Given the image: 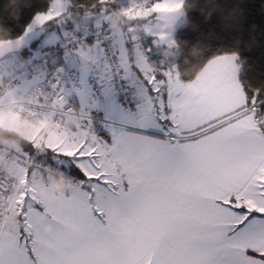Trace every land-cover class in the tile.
Returning <instances> with one entry per match:
<instances>
[{"label": "snow or ice", "instance_id": "6c2138e0", "mask_svg": "<svg viewBox=\"0 0 264 264\" xmlns=\"http://www.w3.org/2000/svg\"><path fill=\"white\" fill-rule=\"evenodd\" d=\"M238 3L30 0L13 21L0 0V73L35 89L0 125L51 112L0 161V264H264V71ZM205 10L220 31L180 28Z\"/></svg>", "mask_w": 264, "mask_h": 264}, {"label": "trees", "instance_id": "16d2710c", "mask_svg": "<svg viewBox=\"0 0 264 264\" xmlns=\"http://www.w3.org/2000/svg\"><path fill=\"white\" fill-rule=\"evenodd\" d=\"M30 0H5L8 17L15 21L18 16V9L26 6ZM195 2V0H188V6ZM227 7H232V3H228ZM238 7L242 9L237 23L233 26L231 35L242 37V47H245V55L248 56L249 66L247 67V76L254 82L259 79L260 74L264 71V8L261 7V0H239ZM127 24L128 20L125 19ZM198 26L201 33L208 34L211 32L220 31L222 28L218 15H213L208 20V11L205 10L203 15L194 14L191 21L180 23V28L185 31H192L194 25ZM254 26V27H253ZM9 31L3 26H0V43L9 41ZM194 38V34L189 36ZM189 56L194 53L189 50ZM192 66H186V72H192ZM0 136L3 138H10L19 146L23 145L24 138L17 133L0 128ZM52 171L59 177H67L65 173L58 168H53Z\"/></svg>", "mask_w": 264, "mask_h": 264}, {"label": "built area", "instance_id": "2783aa9c", "mask_svg": "<svg viewBox=\"0 0 264 264\" xmlns=\"http://www.w3.org/2000/svg\"><path fill=\"white\" fill-rule=\"evenodd\" d=\"M31 73L33 77L38 78L40 75V69L37 66L31 67ZM6 82L4 85V89L7 91H11L14 89H19V95L16 97H13L7 104L6 109L8 113H19L22 110H26L29 106V104L34 103V95H35V89L29 88L27 85H24L21 87V85L15 84L12 81L16 79L15 76H9L5 75ZM50 120L51 119V112L44 111L42 112L38 117L33 118L30 115H25L21 118L20 121L29 124L34 125L37 120L43 121V120ZM0 161H4V164L10 163L12 160L10 152L0 146ZM67 177L59 176L57 177L58 182L64 183L66 181Z\"/></svg>", "mask_w": 264, "mask_h": 264}, {"label": "rangeland", "instance_id": "374dc122", "mask_svg": "<svg viewBox=\"0 0 264 264\" xmlns=\"http://www.w3.org/2000/svg\"><path fill=\"white\" fill-rule=\"evenodd\" d=\"M145 3V0H113V4L116 5V6H119L120 4H123L125 7H128V6H141ZM163 23V22H162ZM181 22H178V24L180 25ZM120 25H127V22L125 20V18L123 16H121L119 13H116L112 16L111 20H110V26L111 27H117V26H120ZM15 53V52H14ZM14 53H10V54H7L6 56H4L3 58L7 59L10 57V55L14 54ZM157 55L166 59V60H171L172 57L170 55H168V51L167 49H161L157 52ZM6 74H2L0 73V93H1V78H3ZM5 84H3V87H4ZM4 89V88H3ZM16 90V92H20L19 89H14ZM14 90H11V91H7L4 89V92L8 94L9 96V99H0V112H3V113H8L7 109H6V104L13 98V97H16L17 95L19 94H15V96L11 95L13 93ZM5 105L3 104V102H5ZM47 120V119H45ZM44 121V120H43ZM24 123V122H23ZM26 124V123H25ZM30 126H33V125H30ZM14 127L13 125H10L8 122L4 123L3 125H0V128L1 129H5V130H9V131H12L11 128ZM16 129V128H15ZM15 133H17L20 137H24L25 139L27 138L26 136L22 135L20 132H18L17 130L16 131H13ZM2 142V144H1ZM3 143L5 144V147H13V148H20L21 146H19L16 142H14L12 139L10 138H3L0 136V146L6 150H8L10 152L9 149L3 147Z\"/></svg>", "mask_w": 264, "mask_h": 264}, {"label": "crops", "instance_id": "0c3cea01", "mask_svg": "<svg viewBox=\"0 0 264 264\" xmlns=\"http://www.w3.org/2000/svg\"><path fill=\"white\" fill-rule=\"evenodd\" d=\"M115 27V26H114ZM1 81H2V85H1V93H3V94H5L6 96H7V100L9 99V96H8V94L7 93H5L4 92V89H3V84H5V82H6V77L4 76L3 78H1ZM19 94V92L17 93L16 92V90H14L13 91V93L11 94V95H13V94ZM7 101H5V102H3V104L5 105V103H6ZM44 121H48V120H44ZM15 128H16V130L18 131V132H20L22 135H24V136H26L25 134L28 132V130L32 127V126H30L29 124H25V123H23L22 121H19L17 124H15V125H13ZM24 138V137H23ZM25 139V138H24ZM1 144H2V142H1ZM3 147H5V144L3 143V145H2ZM5 148H7V149H9V150H11V149H15V148H13V147H5ZM12 164H14V161H11L10 163H7V164H4L3 165V167L6 169L8 166H10V165H12ZM52 175H53V177H54V180H55V184H57V185H60V184H63L62 182H58L57 181V175L54 173V171H52Z\"/></svg>", "mask_w": 264, "mask_h": 264}, {"label": "water", "instance_id": "95a60500", "mask_svg": "<svg viewBox=\"0 0 264 264\" xmlns=\"http://www.w3.org/2000/svg\"><path fill=\"white\" fill-rule=\"evenodd\" d=\"M17 42L4 41L0 43V58H3L7 54L14 53L17 49Z\"/></svg>", "mask_w": 264, "mask_h": 264}]
</instances>
